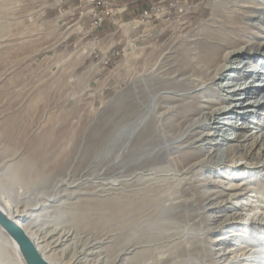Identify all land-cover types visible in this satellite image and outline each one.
<instances>
[{"label":"bare ground","instance_id":"bare-ground-1","mask_svg":"<svg viewBox=\"0 0 264 264\" xmlns=\"http://www.w3.org/2000/svg\"><path fill=\"white\" fill-rule=\"evenodd\" d=\"M224 1L225 12L209 2L201 27L188 37L175 35L162 55L146 60L143 48L130 52L125 62H134L141 75L134 88L106 103V115L82 131L71 147V160L79 164L40 179L47 187L52 176L72 169L102 171L95 186L70 191L81 195L71 203L40 194L23 210L0 192L1 206L50 264H106L111 222L132 228L121 236L112 264H168L151 254L158 234L149 228L186 218L195 225L210 220L205 236L220 232L209 240L201 264H264V0ZM122 26L130 32L140 23ZM85 53L83 48L78 57ZM112 104L115 114L109 115ZM33 162L28 156L25 167ZM5 172L10 185L24 181L20 167ZM173 184L179 191L165 195ZM142 223L148 232L136 227ZM248 226L251 236L240 232ZM190 255L200 264L201 257ZM0 264H26L1 226Z\"/></svg>","mask_w":264,"mask_h":264},{"label":"rangeland","instance_id":"rangeland-1","mask_svg":"<svg viewBox=\"0 0 264 264\" xmlns=\"http://www.w3.org/2000/svg\"><path fill=\"white\" fill-rule=\"evenodd\" d=\"M209 2L219 3L218 12L226 11L224 0H189L186 15L180 17L175 13L173 20L168 22L152 21L142 25L132 36L131 45L123 43L124 49L118 62H114L110 69L98 70L99 73L90 78L86 75L84 66L70 65V59H67L68 54L74 50L69 37H76L71 16L64 19L60 17L59 24H55L56 21H50L52 14L47 15L43 19L49 21L37 30L29 25L25 0H0V184L3 183L0 192L10 198L15 208L23 210L25 201L33 202L40 194H47L49 198L60 195L57 204L63 201L75 202L81 195H73L70 191L89 190L96 185L102 171L84 173L74 172L72 169L68 176H52L47 187H43L44 183L40 179L55 173L59 166V172L63 173L70 168L71 162L79 164L71 160V147L81 141L82 131H89L106 115V103L116 99L121 92L134 88L141 75L135 74L134 62H125L128 54L143 48L146 60L162 55L175 35L181 33V37H188L201 27L212 10ZM79 45L82 46L83 43ZM230 77L231 75L223 81L226 82ZM253 79L250 77L246 80L249 82ZM115 107L116 104L109 106L112 109L108 111L109 115L115 114ZM249 118L254 121L258 119L253 116ZM238 121L241 124L244 120L238 117ZM250 121L252 126L256 122ZM28 156L33 157V168L25 167L24 161ZM7 167H20L24 181L10 185V175L5 172ZM63 183L65 184L62 185ZM178 186L173 184L172 188L165 191V195H175L179 191ZM179 220L166 222L164 227L161 225L163 222L150 226L152 235L158 234L159 242L151 254L165 259L168 264H196L188 254H191L190 257H201L199 262L206 259V250L210 249L209 240L220 235V232L205 236L206 222L210 221L208 219L205 225L201 222L192 224L187 218ZM142 225L143 223L136 227H140L141 232H148V229H144L146 226ZM106 227L114 233L106 246L109 255H105V258H109L106 264H112L121 236L130 233L132 228L121 230L116 222H111ZM85 230L92 229L85 228L83 231ZM240 232L252 235L249 226ZM191 235L196 236V239H192ZM83 242L78 244L79 248ZM198 248L201 249L200 252H196Z\"/></svg>","mask_w":264,"mask_h":264},{"label":"crops","instance_id":"crops-1","mask_svg":"<svg viewBox=\"0 0 264 264\" xmlns=\"http://www.w3.org/2000/svg\"><path fill=\"white\" fill-rule=\"evenodd\" d=\"M77 2L78 0H73V4ZM143 3L140 1L138 4L131 6L130 11L128 10L120 15V20L125 23L131 20L137 14L138 7H141ZM25 4L27 5L26 16L29 20V25L37 30H40V26H43L49 21L43 18L47 15L50 16V14H52L50 16V21H56L55 24H59L61 19L58 14V9L56 8L55 0H25ZM76 19L77 16L73 18L74 21ZM73 26V30L75 31L74 35H76V37L71 36L69 40L70 45H74V50L68 54L67 59H70V65L76 67L84 66L86 68L85 73L89 75L90 78L95 77L96 74L99 73L96 63L102 55L110 53L112 62H118L119 55H121L120 53L124 49L123 43L126 42L128 46L131 45L132 42L130 41L133 39L132 36L138 30L130 29V32H127L123 26L122 28H118L110 22H106L99 31L90 32V20L88 18L75 22ZM81 43H83L82 46L79 45ZM83 48L86 49V53L78 57V54ZM88 59L89 61L87 63ZM100 74H102V72Z\"/></svg>","mask_w":264,"mask_h":264},{"label":"built area","instance_id":"built-area-1","mask_svg":"<svg viewBox=\"0 0 264 264\" xmlns=\"http://www.w3.org/2000/svg\"><path fill=\"white\" fill-rule=\"evenodd\" d=\"M140 1L144 3L138 7L137 14L128 21L137 20L140 27L152 21L168 22L173 20L175 13L180 17L188 13L187 4L189 0H78L76 4H73V0H55L61 19L69 16L73 19L77 16L75 23L88 18L90 20V32L99 31L106 22L122 28L125 22L120 20V15L130 11L131 6ZM178 21L181 22V19ZM96 64L100 67L99 70L110 69L113 66L110 53L102 55Z\"/></svg>","mask_w":264,"mask_h":264},{"label":"water","instance_id":"water-1","mask_svg":"<svg viewBox=\"0 0 264 264\" xmlns=\"http://www.w3.org/2000/svg\"><path fill=\"white\" fill-rule=\"evenodd\" d=\"M0 226L17 243L26 264H50L22 224L9 215L0 204Z\"/></svg>","mask_w":264,"mask_h":264},{"label":"trees","instance_id":"trees-1","mask_svg":"<svg viewBox=\"0 0 264 264\" xmlns=\"http://www.w3.org/2000/svg\"><path fill=\"white\" fill-rule=\"evenodd\" d=\"M89 59L87 60V63H88Z\"/></svg>","mask_w":264,"mask_h":264}]
</instances>
